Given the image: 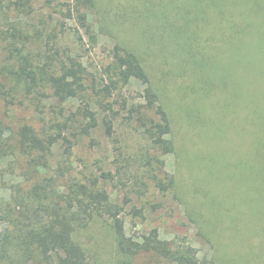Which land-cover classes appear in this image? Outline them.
<instances>
[{
    "label": "rangeland",
    "instance_id": "1",
    "mask_svg": "<svg viewBox=\"0 0 264 264\" xmlns=\"http://www.w3.org/2000/svg\"><path fill=\"white\" fill-rule=\"evenodd\" d=\"M73 1L53 0L47 5L46 0H36L34 12L24 21L34 18L31 22L36 25L44 19L50 28L57 22L64 23L59 48L77 56L87 71L99 78H108L116 44L139 54L152 82L164 89L162 101L172 121L167 138L173 139L176 152L161 156L139 129L131 111L145 103V86L132 80L111 99L118 114L111 138L99 128L70 151L61 142L51 154L28 155L19 150L14 154V147L9 145L14 143L13 133L24 125L50 132L53 112L48 100L38 105L33 100L24 104L6 100L11 89L2 74L4 55L0 46V143H6L0 146V201L9 200L15 190L28 192L33 185L47 181L63 194L73 178L111 174L109 181L100 182L113 202L124 204L129 200L121 215L124 234L137 237L156 227L162 239L191 244L201 260L264 264V186L254 187L248 180L252 177L248 173L260 176L264 171L253 162L247 163L244 149L260 128L250 123L252 117L247 121L251 111H264V0H202L200 6L210 8L201 15V25L193 27L196 52L208 59L201 75L195 67H179L186 59L191 62L189 50L184 47L185 54L180 50L184 42L168 20L180 12L181 0H96L95 15L112 31H103L94 42L80 29L77 18L66 17ZM150 8L157 13L143 18V11ZM1 13L0 9V30H7L3 18L13 22L15 13ZM217 102L219 109L215 107ZM193 103L195 113L205 118L204 124L189 119ZM234 116L236 122L226 128L227 120ZM253 151L260 155L264 147L256 143ZM156 157L165 162V171L177 181L178 194L155 191L154 182L146 174L151 170L163 177L153 160ZM149 159L152 166L147 164ZM185 185L195 207L194 222L193 213L178 198L179 192L181 196L186 192ZM133 207L141 209L142 214L134 216ZM198 218L208 225L200 228L195 223ZM0 224L4 231L6 224ZM76 239L95 262L108 264L105 261L114 256V234L100 219L78 232ZM22 260L11 249L3 264H32Z\"/></svg>",
    "mask_w": 264,
    "mask_h": 264
},
{
    "label": "trees",
    "instance_id": "2",
    "mask_svg": "<svg viewBox=\"0 0 264 264\" xmlns=\"http://www.w3.org/2000/svg\"><path fill=\"white\" fill-rule=\"evenodd\" d=\"M35 1L0 0V9L4 14L15 13L13 22L8 17L3 18L7 20L8 28L0 30V46L4 55L2 74L11 89L6 100L12 103L19 101L21 104L26 100H33L36 105L48 100L53 112L51 128L48 127L50 132H39L30 125H24L13 133L14 143L9 145L14 147V154L18 150L28 155L39 152L51 154L61 142L70 151L76 143L90 138L99 128L111 138L118 115L111 99L118 89L124 88L132 80L145 86V103L131 111L135 115L136 124L152 148L157 149L161 156L175 153L173 139L167 138L172 132V121L162 101L161 93L164 89L160 90L152 82L141 56L118 43L112 51V62L107 70L108 78L90 74L82 60L59 48L58 42L64 31V23L57 22L50 28L44 19L36 25L31 22L34 18L24 21V18H30L34 12ZM52 2L53 0H46L47 5ZM201 2L202 0H181L180 12L175 18L168 20L180 32V39L184 42L180 50L183 52L184 47L189 50L188 60L191 62L186 59L179 67H195L199 75L205 72L208 59L196 52V33L193 27L201 25V15H205L210 8L200 6ZM95 7L96 0H75L66 14L71 19L77 18L80 29L92 42L103 31H112L105 27L100 16L95 15ZM153 12L155 11L152 8L146 9L143 11V18ZM3 13L1 14L4 15ZM192 68L190 74L194 72ZM201 91L203 93L204 89ZM251 104L250 101V106ZM215 107L219 109L220 104L217 102ZM254 109L247 121L252 117L250 123H256L260 128L251 134L253 139L246 147L244 145V149L247 163L253 162L257 169L264 171V151L260 155L253 151L256 143L260 142L264 147V111L255 112ZM195 112L193 103L189 119L204 124L205 118ZM234 118L236 117L227 120L226 128L236 122ZM241 122L244 124L246 120L241 119ZM3 145L6 143H0V146ZM35 159L36 156L32 164L36 162ZM153 160L163 175L160 178L151 170L147 172L146 175L154 182L155 191L158 190L164 195L170 191L178 194L177 181L165 171V162L158 157ZM147 164L152 166V161L149 159ZM248 174H252L248 178L252 186H264V174ZM110 177L113 176L103 174L98 178H73L68 191L63 194L46 184L47 181L33 185L28 192L15 190L9 200H1L0 221L6 224V228L2 231L0 226V264H3L11 249H15V254L20 255L21 260L32 264H100L102 261L95 262L94 256L76 239L78 232L87 230L99 219L114 234V256L109 262L105 261L108 264H215L213 260H201L197 250L189 243L162 239L156 227L137 237L124 234L125 221L121 215L129 200L125 199L124 204L113 202L111 194L100 182L101 179L109 181ZM184 192L182 196L179 192L178 198L193 213L194 222L195 207L186 185ZM132 214L139 216L142 210L133 207ZM195 223L200 228L208 225L200 218ZM8 257L10 260L11 256Z\"/></svg>",
    "mask_w": 264,
    "mask_h": 264
}]
</instances>
